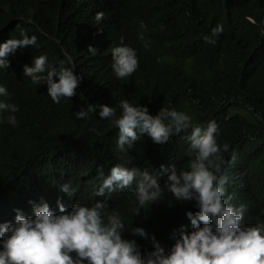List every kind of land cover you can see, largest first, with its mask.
<instances>
[{
    "label": "trees",
    "instance_id": "obj_1",
    "mask_svg": "<svg viewBox=\"0 0 264 264\" xmlns=\"http://www.w3.org/2000/svg\"><path fill=\"white\" fill-rule=\"evenodd\" d=\"M98 11L104 13L99 22ZM217 23L223 32L212 36ZM21 30L37 40L10 54L9 66L0 68V85L9 93L0 100L19 108L0 112V223L13 222L17 209L34 215L33 204L41 202L56 211L57 199L67 208L98 200L120 216L122 238L134 239L142 255L153 246L131 228L154 235L166 252L181 225L191 230L186 212L199 209L170 192L143 207L135 201V184L94 195L101 167L105 176L117 163L153 174L161 165L187 169L191 128L163 145L142 134L132 147H117L118 129L99 118L97 104L119 115L122 99L153 115L162 107L182 111L193 125L215 120L217 144L229 145L220 153L228 161L225 196L231 195L233 206H245L246 223L264 221V0H0V42L19 38ZM121 37L135 49L138 66L117 79L111 49ZM41 54L54 67L65 60L81 77L72 97L53 103L43 83L23 76V66ZM89 105L88 119L75 118L78 106ZM165 180L166 174L159 176L161 186ZM65 182L75 188L72 197L59 189Z\"/></svg>",
    "mask_w": 264,
    "mask_h": 264
},
{
    "label": "clouds",
    "instance_id": "obj_2",
    "mask_svg": "<svg viewBox=\"0 0 264 264\" xmlns=\"http://www.w3.org/2000/svg\"><path fill=\"white\" fill-rule=\"evenodd\" d=\"M104 17L102 11L94 15L96 21ZM143 29L145 25L140 24ZM223 32L217 23L211 35ZM140 40L144 39L138 34ZM207 39V38H205ZM37 37L29 36L23 30L19 38H9L0 42V68L9 66L8 56L18 48L33 46ZM212 42V41H210ZM89 52L95 49L88 47ZM68 65L72 58L67 56ZM111 68L117 79L131 75L138 66L136 51L123 43L111 49ZM22 74L32 84L43 83L53 103L75 94L81 77L73 67L65 66V60L54 67L48 63L46 55L33 56L31 66L25 64ZM7 89L0 85V96H8ZM100 119L108 118L118 129L116 144L121 150L132 147L142 134L151 141L163 145L173 134L191 128L186 140L189 145L187 169L179 172L174 166L161 165L160 173L153 174L135 166L126 167L119 163L112 166L107 176L102 167L97 169L100 183L94 188V195L102 197L105 192L129 188L135 184L133 195L140 207L160 199L165 191L178 201H194L195 213L187 211L191 224L190 231L181 225L179 236L165 251L156 240L141 227L131 228L133 235L149 240L153 249L141 254L140 246L134 239H123L125 225L120 216L107 208L101 201L90 205L74 203L67 208L57 199V210L50 209L47 202L33 204L34 215L25 216L15 210L13 222L0 223V264H264V221L259 217L255 223L244 221V205L233 206L231 195L225 196L228 182L223 166L228 162L220 155L228 152L227 143L218 145V128L215 120L206 127L193 125L191 117L182 111L161 108L155 115L147 107L132 105L127 100L119 102L120 114L105 104H97ZM19 111L16 104L0 100V112ZM93 106H78L73 114L77 119H88ZM7 121L17 123L14 115ZM235 159V154L229 158ZM166 174L163 186L159 176ZM61 192L72 197L75 188L70 182L59 185Z\"/></svg>",
    "mask_w": 264,
    "mask_h": 264
}]
</instances>
